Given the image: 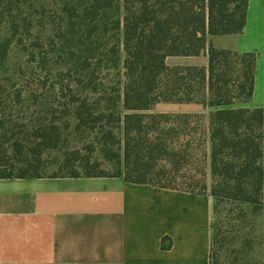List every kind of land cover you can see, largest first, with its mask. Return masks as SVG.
<instances>
[{"label":"trees","instance_id":"trees-1","mask_svg":"<svg viewBox=\"0 0 264 264\" xmlns=\"http://www.w3.org/2000/svg\"><path fill=\"white\" fill-rule=\"evenodd\" d=\"M250 0H0V179H124L210 196L211 264H264ZM208 57L209 67L169 58ZM197 107L202 112L161 108ZM210 111L209 115L206 113Z\"/></svg>","mask_w":264,"mask_h":264},{"label":"crops","instance_id":"crops-1","mask_svg":"<svg viewBox=\"0 0 264 264\" xmlns=\"http://www.w3.org/2000/svg\"><path fill=\"white\" fill-rule=\"evenodd\" d=\"M220 43L258 55L254 98L238 108H262L264 0H250L245 32ZM167 64L208 68L209 58ZM183 111L202 112H165ZM212 211L209 195L124 179H0V264H211Z\"/></svg>","mask_w":264,"mask_h":264},{"label":"rangeland","instance_id":"rangeland-1","mask_svg":"<svg viewBox=\"0 0 264 264\" xmlns=\"http://www.w3.org/2000/svg\"><path fill=\"white\" fill-rule=\"evenodd\" d=\"M164 109H166V110H168L169 108H164ZM163 108H161L160 109V111H166V110H164Z\"/></svg>","mask_w":264,"mask_h":264}]
</instances>
